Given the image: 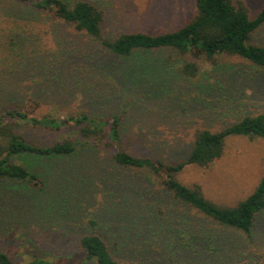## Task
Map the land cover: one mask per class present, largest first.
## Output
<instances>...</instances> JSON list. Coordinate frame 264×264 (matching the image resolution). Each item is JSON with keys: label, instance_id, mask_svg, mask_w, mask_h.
Masks as SVG:
<instances>
[{"label": "rangeland", "instance_id": "1", "mask_svg": "<svg viewBox=\"0 0 264 264\" xmlns=\"http://www.w3.org/2000/svg\"><path fill=\"white\" fill-rule=\"evenodd\" d=\"M89 1L105 11L102 33L109 39L130 30H174L184 25L195 10L194 0ZM243 1L252 18L264 7V0ZM253 40L264 44V25ZM63 57L71 62L66 65ZM217 61L220 67L229 69V74L220 79L212 63L200 60L201 73L194 78L214 88L211 94L206 93L205 102L213 104L215 111L194 106L189 114L165 122L156 114L138 109L137 116L128 120L125 148L143 156L159 153L164 159L172 151H182L186 156L197 128L220 130L246 114L264 113V71L239 56L221 55ZM108 62L115 59L98 41L77 31L72 24L50 13L37 12L18 0H0V108L36 99L40 104L35 113L55 119L81 112L104 117L120 113L129 106L124 102L132 101L131 94L121 102L109 99L107 86L111 80L92 66ZM74 68L81 69L82 74L75 75ZM196 92L191 91L186 97L193 98ZM152 124L154 134L146 129ZM16 128L40 146L74 137L73 128L66 125L52 130L21 123ZM140 128L144 129L143 134ZM185 156L178 158L183 160ZM13 159L32 164L43 180L39 186L21 180L0 182V251L8 252L14 262L46 257L58 264H96L92 260L82 262L78 240L87 228L81 223L87 225L91 218L103 216L112 219V225L117 227L122 209L121 213L135 215L141 227L144 221L139 215L148 218L149 212L143 207L149 205V198L137 197L135 192L123 188L127 177L136 174L115 167L112 150L77 144L71 155ZM140 174L143 184L159 188L155 176L145 171ZM263 176L264 138L233 135L227 138L223 155L212 166L190 164L180 172L179 179L189 186L199 185L208 198L219 204L234 206L254 191ZM177 211L186 215L189 233L181 228L183 225L174 231L181 229L185 237L191 235L198 240L196 251L181 258L185 264H264V210L250 235L182 205ZM167 257L166 264H184L175 255L168 253ZM122 264L140 263L133 255Z\"/></svg>", "mask_w": 264, "mask_h": 264}, {"label": "trees", "instance_id": "2", "mask_svg": "<svg viewBox=\"0 0 264 264\" xmlns=\"http://www.w3.org/2000/svg\"><path fill=\"white\" fill-rule=\"evenodd\" d=\"M18 1L30 5L37 12L50 13L98 41L115 59V62L104 64L92 63L98 73L111 80L107 86L111 94L109 99L121 102L125 95L131 94L132 101L124 102L129 105L124 111L107 117L87 112L70 114L66 119L37 115L35 111L40 103L36 99L0 108V182L8 179L34 186L42 183L32 164L17 162L13 159L15 157L31 156L37 160L71 155L76 151L77 144L112 150L115 167L136 174L127 177L123 188L135 192L137 197L149 198V205L147 203L143 207L146 213L149 212L148 218L139 215L144 221L141 227L135 215H126L125 211L121 213L122 209L116 221L117 227L112 225V219L103 216L91 218L87 225L81 223L80 226L87 228L78 240L83 253L82 262L92 260L96 264H122L123 260L134 255L140 264H166L169 263L168 253L175 255L179 263L183 262L181 258H188L187 253L196 251L198 240L191 235L185 237L181 229L174 231L183 225L181 228H186L189 233L186 215L177 211L180 205L250 235L256 218L264 210V176L251 194L230 206L208 198L199 185L184 184L179 175L190 164L212 166L223 155L230 136L264 138V113L246 114L231 124H225L220 130L197 128L186 156L182 151H172L168 159L159 153L143 156L125 148L123 140L129 132L128 122L137 116L138 109L150 115L156 114L165 122L189 114L194 106L204 107L209 112L216 110L213 104L205 102L206 93H212L214 88L194 79L201 73L200 60L212 63L220 79L223 74H229V69H223L217 61L221 55L245 58L260 72L264 71V44L253 40L254 34L264 25V7L252 18L243 0H194L193 16L179 28L160 33L130 30L109 39L102 33L105 11L89 0L72 3L69 0ZM63 58L66 65L71 62ZM77 69H73L75 75L82 74L81 69L75 71ZM191 91H198V95L186 97ZM226 105L228 103L223 106ZM21 123L52 130L66 125L73 128L74 137H64L62 141L40 146L29 141L16 128ZM146 129L151 134L152 130H156L153 124ZM139 130L143 134L144 129ZM182 156L185 158L179 159ZM140 171L155 176L159 188L154 189L149 182L143 184ZM0 264L58 263L46 257H34L18 263L11 259L8 252L0 251Z\"/></svg>", "mask_w": 264, "mask_h": 264}]
</instances>
